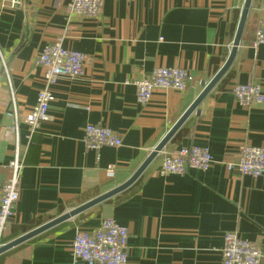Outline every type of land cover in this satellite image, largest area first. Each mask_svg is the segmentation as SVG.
<instances>
[{
    "label": "crops",
    "instance_id": "crops-1",
    "mask_svg": "<svg viewBox=\"0 0 264 264\" xmlns=\"http://www.w3.org/2000/svg\"><path fill=\"white\" fill-rule=\"evenodd\" d=\"M69 3L22 0L15 7L0 0V182L12 176L16 156L24 162L0 247L134 175L226 63L245 0H104L98 21L69 18ZM262 19L264 0H253L232 66L130 188L1 254L0 264H74L77 231L94 232L107 218L128 228V264H222L228 232L264 249V178L226 168L238 161L241 145L264 146V103L241 104L233 93L248 83L264 92V45L253 47ZM59 39L87 62L81 78L52 87L36 154L24 118L44 85L36 60ZM160 67L185 68L196 83L184 92L158 89L139 104L132 80ZM88 124L117 132L123 145L88 149ZM191 146L209 148L210 170L160 174L165 154Z\"/></svg>",
    "mask_w": 264,
    "mask_h": 264
},
{
    "label": "built area",
    "instance_id": "built-area-1",
    "mask_svg": "<svg viewBox=\"0 0 264 264\" xmlns=\"http://www.w3.org/2000/svg\"><path fill=\"white\" fill-rule=\"evenodd\" d=\"M12 3L15 4V0H12ZM103 5L104 0H70L67 14L69 18L78 16L98 21L103 15ZM260 45H264V19L257 23L253 42L254 48ZM36 62L44 69L45 79L36 104L24 118L32 134L47 118L51 104L55 101L52 87L63 78L72 80L81 78L87 58L83 53L65 49L62 46V39H59L44 48ZM3 65L6 69L4 62ZM131 83L136 87L137 102L145 105L158 89L184 92L196 83V80L195 76L185 68L160 67L154 69L149 75L139 76ZM233 93L241 104L264 103V92L257 84H236ZM14 115L17 127L20 118L16 113ZM84 140L86 147L91 150L123 145L122 137L117 132L108 127L93 124L84 127ZM237 155V162H226L229 172L264 178V146L241 145ZM214 164L209 148L191 146L165 154L159 172L163 176L183 175L189 169L206 172ZM23 167V160L16 156L10 163L12 176L7 181L0 182V235L6 224L14 218L16 204L20 197L19 174ZM114 172L115 166H110L108 174L113 176ZM128 240V228L119 225L112 218L105 219L101 227L94 232L78 230L73 242L74 264H128ZM224 240L222 264L264 263V249L255 242L244 239L236 232H228Z\"/></svg>",
    "mask_w": 264,
    "mask_h": 264
},
{
    "label": "water",
    "instance_id": "water-1",
    "mask_svg": "<svg viewBox=\"0 0 264 264\" xmlns=\"http://www.w3.org/2000/svg\"><path fill=\"white\" fill-rule=\"evenodd\" d=\"M253 0H245L241 19L238 25V29L236 32V36L233 42L231 53L226 61V63L223 65V67L218 71V73L214 76V78L209 82V84L204 86V90L201 92V94L197 97V99L191 104V106L187 109V111L182 115V117L176 122V124L169 130V132L166 134V136L163 138V140L160 142V144L155 148V150L150 154V156L147 158V160L140 166V168L134 173V175L124 184L121 186H118L117 188L103 194L102 196H99L95 198L92 201H89L82 206L67 212L60 216L59 218H56L55 220H52L51 222H48L47 224H44L43 226H40L39 228L26 233L25 235L21 236L20 238L5 244L0 247V255L12 250L13 248L21 245L22 243L31 240L32 238L52 229L53 227H56L57 225H60L61 223H64L68 221L69 219H72L81 213L123 193L128 188H130L145 172V170L149 167V165L159 156L161 152L164 151L166 146L171 142V140L175 137V135L178 133V131L183 127V125L187 122V120L194 114L199 113V107L203 103V101L206 99V97L212 92V90L216 87V85L219 83V81L225 76V74L228 72L230 67L232 66L237 52L238 48L241 44L243 33L245 30L247 18L249 15V11L251 8ZM22 3V0H15V7H20Z\"/></svg>",
    "mask_w": 264,
    "mask_h": 264
},
{
    "label": "trees",
    "instance_id": "trees-1",
    "mask_svg": "<svg viewBox=\"0 0 264 264\" xmlns=\"http://www.w3.org/2000/svg\"><path fill=\"white\" fill-rule=\"evenodd\" d=\"M36 137L37 136L34 133L33 138H32V141H31V147H30V149H31L32 152L34 151V153L38 154L39 149H40V140L37 139ZM37 159L38 158L35 157L34 161H36Z\"/></svg>",
    "mask_w": 264,
    "mask_h": 264
}]
</instances>
